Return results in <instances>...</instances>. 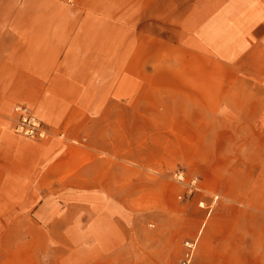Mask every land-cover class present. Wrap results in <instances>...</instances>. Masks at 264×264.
I'll return each instance as SVG.
<instances>
[{"label": "crops", "instance_id": "crops-1", "mask_svg": "<svg viewBox=\"0 0 264 264\" xmlns=\"http://www.w3.org/2000/svg\"><path fill=\"white\" fill-rule=\"evenodd\" d=\"M7 205L72 264H264V0H0Z\"/></svg>", "mask_w": 264, "mask_h": 264}, {"label": "rangeland", "instance_id": "rangeland-1", "mask_svg": "<svg viewBox=\"0 0 264 264\" xmlns=\"http://www.w3.org/2000/svg\"><path fill=\"white\" fill-rule=\"evenodd\" d=\"M23 217V206H0V264H72L70 248L61 251L55 232H39L46 225Z\"/></svg>", "mask_w": 264, "mask_h": 264}, {"label": "built area", "instance_id": "built-area-1", "mask_svg": "<svg viewBox=\"0 0 264 264\" xmlns=\"http://www.w3.org/2000/svg\"><path fill=\"white\" fill-rule=\"evenodd\" d=\"M15 111L18 115V120L15 124L14 130L31 139H46L49 137V133L44 128L43 124L32 115L28 109L22 106H17ZM178 182L184 184V194L183 196L191 198L196 193H201L202 190L198 185L197 179L185 180L182 173H175L173 176ZM216 198L214 197L213 201ZM200 208H204L207 210V214L212 210L213 203L210 205H205L202 201L198 203ZM187 252L185 254L184 260H182V264H187L191 260L195 245L194 243H186Z\"/></svg>", "mask_w": 264, "mask_h": 264}]
</instances>
